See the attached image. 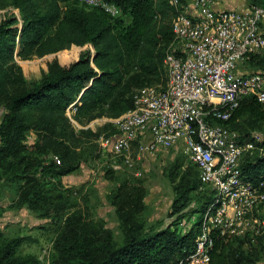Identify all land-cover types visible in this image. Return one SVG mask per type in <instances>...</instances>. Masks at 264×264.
<instances>
[{
  "label": "trees",
  "instance_id": "16d2710c",
  "mask_svg": "<svg viewBox=\"0 0 264 264\" xmlns=\"http://www.w3.org/2000/svg\"><path fill=\"white\" fill-rule=\"evenodd\" d=\"M107 1L122 9L123 15L129 16L128 22L78 0H12L19 11L20 26L13 15L0 22V102L4 104L0 181L16 182L18 205L51 219L49 264H176L193 250L201 215L185 233L171 223L161 229L148 227L145 220L135 218L134 191L120 188L113 198L121 228L116 237L110 227L93 221L87 209H74L72 190L60 180L80 168L83 161L77 149L90 141L85 139L87 131L75 130L67 111L73 120L83 122L105 114V110L95 113L103 106L113 108L121 100L125 102L123 112L132 108L134 94L124 98L134 84L130 77L138 81L159 74L166 53L157 48L164 39L173 40L171 25L168 29L157 22L158 16L170 21L176 14L168 0ZM247 2L248 6L264 5V0ZM72 45L87 47L66 65L50 62L41 78L29 83L15 61L16 57H41ZM247 66L252 71L264 70V54L250 56ZM122 110H116L114 117ZM214 122L238 130L240 138H245L250 132L243 123L264 129V103L245 96L227 121ZM29 131L36 139L26 144ZM114 131L112 124L110 134ZM90 146L92 151L95 145ZM257 147L263 152L246 153L241 159L245 179L264 178V135ZM50 154L58 155L60 163L47 159ZM192 175L186 172L174 186L169 216L186 214L181 211L198 190V178ZM202 198L191 213L205 210L211 190ZM248 236L216 237L211 264H255L258 251ZM25 240L26 236H7L0 230V264H41L35 255L21 251Z\"/></svg>",
  "mask_w": 264,
  "mask_h": 264
},
{
  "label": "built area",
  "instance_id": "2783aa9c",
  "mask_svg": "<svg viewBox=\"0 0 264 264\" xmlns=\"http://www.w3.org/2000/svg\"><path fill=\"white\" fill-rule=\"evenodd\" d=\"M78 1L123 17L107 0ZM168 3L176 14L164 58L167 84L137 90L133 107L111 119L115 131L101 135L99 143L129 165L133 156L155 157L182 144L212 198L200 214L193 250L176 264H211L216 237L251 235L264 227V178L245 179L240 168L263 136L253 132L242 142L238 132L214 122L227 121L245 96L264 103V70L241 67L250 56L264 54V5L217 9L215 0Z\"/></svg>",
  "mask_w": 264,
  "mask_h": 264
},
{
  "label": "rangeland",
  "instance_id": "374dc122",
  "mask_svg": "<svg viewBox=\"0 0 264 264\" xmlns=\"http://www.w3.org/2000/svg\"><path fill=\"white\" fill-rule=\"evenodd\" d=\"M215 1L224 3L228 7L248 5L247 0ZM11 15L18 18L16 25L20 26L19 11L13 6L12 0H0V22ZM123 17L124 21L128 22L129 16L124 14ZM157 22L158 25L170 29L171 19L169 21V19H164L163 16H158ZM171 42L172 40L166 38L159 44L157 49L164 50L166 53ZM86 47L72 45L67 49L41 57L34 56L30 59L16 57L15 61L20 65L22 74L26 82L29 83L39 80L43 73L47 71L50 62L57 61L62 65H66L77 59L79 53ZM88 48L91 52L94 51L92 46H88ZM249 66H247V60L241 65L245 69L253 70ZM130 78L134 81V84L128 87V91L124 96L126 99H129L132 94L144 87L164 88L169 76L164 65V69L157 75L140 78L138 81L132 77ZM124 105L125 102L121 100L113 108L103 106L95 114L103 110H105V114L83 122L71 119L70 111L66 113L75 130L79 131L83 129L87 131V138L85 139L90 140L83 145L81 150L77 149L83 162L79 169L70 173L77 176L75 182L64 183L62 182L63 176L60 178L62 185L70 187L72 190L70 198L75 205L74 209H78L79 207L87 209L93 221L110 227L115 236L118 237L121 228L116 207L113 204V198L120 188L121 190H132L135 193L134 196L137 198V204L135 205L137 208L135 218L137 220H145L146 226L157 229L164 228L171 223L176 228L188 230L190 224L198 220V216H200L199 212L191 213V211L200 205L199 201H204V198L201 200L199 198L203 197L204 194H209V188L201 181L196 167L185 155L182 144H179L177 147H171L155 157L145 155L136 160L135 156H133V163L129 165L124 161L122 156L105 152L99 143L101 135L107 136V134L112 132V124L110 122L112 118H115L113 113L116 110H122ZM3 112L4 104L0 102V121ZM242 125L250 132L248 136L241 139L242 142L251 140L253 132H257L262 136L264 135V129L261 127L251 128L244 123ZM231 129L240 134L238 130L232 127ZM26 135V144L33 143L36 139L32 131H29ZM91 144L95 145L92 151H90ZM257 152L261 153L263 149L257 147L252 153L255 154ZM247 153L252 154L251 152ZM89 155H91L90 159ZM49 158L60 163V159L56 154L48 155L47 159ZM84 158L87 159L84 160ZM186 172L194 174L192 176L196 180L198 178V190L193 193V198L188 202L189 205L181 211V213H186L184 216L177 218L178 213L169 216L168 213L174 197V186L178 183L180 176ZM5 181V179L0 181V230L7 236H26L21 251L35 255L41 264H49L52 253L51 242L53 239V224L51 219L37 216L27 208L19 206L15 197L16 188L14 187L16 182L4 183ZM249 236L248 241L258 251V258L255 264H264V227L261 228V231Z\"/></svg>",
  "mask_w": 264,
  "mask_h": 264
},
{
  "label": "crops",
  "instance_id": "0c3cea01",
  "mask_svg": "<svg viewBox=\"0 0 264 264\" xmlns=\"http://www.w3.org/2000/svg\"><path fill=\"white\" fill-rule=\"evenodd\" d=\"M214 7L219 9V8H231V6H226L224 3H219L217 1H215L214 3ZM241 7V6H240ZM235 8H239V7H235ZM68 177V178H67ZM77 176L76 175H72V174H68V175H65L62 177V182H71V183H74L75 182V178ZM67 179V180H66ZM71 179V180H70Z\"/></svg>",
  "mask_w": 264,
  "mask_h": 264
}]
</instances>
